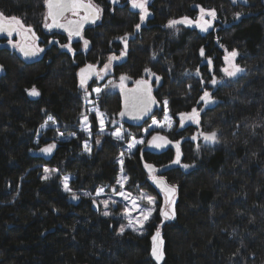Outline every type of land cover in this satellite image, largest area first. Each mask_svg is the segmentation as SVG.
<instances>
[{
    "label": "trees",
    "instance_id": "trees-1",
    "mask_svg": "<svg viewBox=\"0 0 264 264\" xmlns=\"http://www.w3.org/2000/svg\"><path fill=\"white\" fill-rule=\"evenodd\" d=\"M94 2L103 11L98 24L83 33L87 47L80 40L69 51L62 47L69 44L67 34L43 27V0H0V12L30 25L44 49L28 61L6 44L17 35L0 36V264H158L151 256L157 228L164 241L159 264H264V0H153V16L140 32L135 27L140 14L129 0ZM197 5L216 10L215 30L203 35L166 27L171 19L195 18ZM126 34L132 36L128 50L120 39ZM232 50L245 69L236 79L222 71ZM112 56L118 57L112 73L88 85L86 96L78 70L88 63L102 67ZM208 59L213 72L202 65ZM146 68L162 78L154 92L158 108L142 125L121 124L120 93L109 92L107 85L121 75L135 82ZM33 87L40 93L35 98L29 95ZM204 91L213 100L205 107ZM193 108L200 110V125L181 128L179 113ZM96 110L103 113V133ZM165 110L171 127L153 124V119L164 122ZM117 130L123 139L111 135ZM200 131H216L217 141L199 135L184 140ZM156 135L174 145L161 153L148 150ZM133 139L144 143L129 150ZM177 142L180 164L168 167ZM50 144L55 148L46 156L41 149ZM121 153L126 188L157 199L142 234L126 228L120 234L125 225L120 207L103 215L101 199L120 192ZM145 164L176 186L174 218L160 215L161 192ZM185 164L191 167L185 170ZM64 177L79 199L64 190Z\"/></svg>",
    "mask_w": 264,
    "mask_h": 264
},
{
    "label": "snow or ice",
    "instance_id": "snow-or-ice-1",
    "mask_svg": "<svg viewBox=\"0 0 264 264\" xmlns=\"http://www.w3.org/2000/svg\"><path fill=\"white\" fill-rule=\"evenodd\" d=\"M117 2V0H113V3ZM131 7L133 9H139L140 10V20L143 22L145 18L150 14L148 11V0H129ZM43 3L46 7V12L43 17V27L52 30V29H63L68 34L69 44L62 45V47L68 48L69 51H71L70 42L73 37H81L82 38V30L85 24L87 23H95L98 19H100V15L102 13V9L97 6L93 0H43ZM199 7V16L192 20L189 17L185 16L181 19H171L168 21L166 27L168 28H175L177 25H195L198 27L201 31L207 32L210 28L213 26V21H215L217 17V13L215 9H205L202 6L197 5ZM241 13H236L235 16L238 19L240 17ZM207 17V18H206ZM136 29L139 30L140 24H137ZM13 33H16L20 35L23 39V43H13L11 39L8 40V43L13 47L18 49L26 58L37 56L40 52H43L44 49L40 48L38 45H36L35 40L37 39L35 32L33 31L32 27L26 26L22 19L17 16H7L3 12H0V34H6L8 37H11ZM125 43V48L127 47V34L124 37L120 38ZM88 41L84 40V46L85 48L88 45ZM200 54L204 55L203 48L200 50ZM121 55H125V52H122ZM238 52L236 50H232L231 52H227V54L224 56V61L226 66L222 69V71L225 73L228 77H235L238 73H241L244 71L243 68H241L239 65L234 63L235 58L237 57ZM115 59H118V57L112 56L109 57L108 64L104 65L103 71H107L108 68L111 65V62ZM208 63L211 64V59L208 60ZM145 72L148 73L150 76L155 77L156 81L158 82L160 80L159 76H156L155 73L151 71V69H145ZM99 75L95 71L94 66L88 65L86 68H83L80 70V86L81 88H84L85 95H89L86 84L87 80L91 78V76ZM128 79L126 76L120 77V85L121 91H125L124 87V81ZM136 88L131 90L130 95L125 96V110L120 113L121 117L125 115L131 116L132 119H140L143 117V115L147 114L151 110V106L156 103L155 98L152 96V87L147 79H140L136 82ZM211 84L216 85L217 80L213 78L211 80ZM96 93L100 92V89H94ZM29 95L31 96H39V91L33 87L29 90ZM200 100L203 101L205 104H209L213 102L211 93L208 91H204L203 95L200 97ZM167 101H164L165 109H167ZM199 111L196 108H193L191 112H181L179 113L180 117V123L181 126H184L185 121H191L194 123L199 124ZM96 116L99 118V125H100V133L104 132V124L105 121L103 119V113H100L98 110H96ZM49 121H53V117L49 116ZM54 122V121H53ZM153 124L162 127L164 124H167L168 127H171L172 121L171 117L168 116L167 110H165V116H164V122L161 123L159 121H156L153 119ZM47 125V122H45L44 125H41V128H44ZM83 125L85 126V130L89 131V134L91 135L90 128L88 127V117H83ZM61 135H63L61 133ZM111 135L117 139L121 140L123 139L122 133L117 130ZM203 135V138L205 141L208 142H216L218 133L216 131H212L209 133H201ZM192 139H196L194 136ZM96 143H100V140L97 139ZM137 143H144L143 140H135L133 139L128 144V149L131 150L136 147ZM151 146L156 148H162L166 144L171 143V141H168L166 137L163 136H153L152 140L148 142ZM55 148V144H50L47 147L41 149L42 152H51L52 149ZM84 149L87 152H90V146L87 142H85ZM123 153H121V158H118V162L121 164V172H123ZM180 156L181 152L179 150V143L177 142V153H176V159L173 161L175 164H180ZM184 168H189L191 165L185 164L183 165ZM145 168L148 169L150 178L153 180L154 183H156L161 191L164 193L165 196V204L168 206V209L161 208L160 215L164 217V219H171L175 216V193H176V186L175 185H169L166 180L163 179V177H157L155 175L156 169L151 164H145ZM50 170L45 169V173H48ZM55 171V170H52ZM49 177L45 175L44 179H48ZM127 177H121V179L117 180V184L120 185L121 188H123L124 183L126 182ZM63 187L66 192L71 193L72 199H79L77 194L75 192H72L71 188L69 187V178L64 177L63 179ZM115 190V189H114ZM103 193V189H98L96 192V195L99 196ZM119 195L123 196L124 199H129L131 197V194L119 192ZM86 195H90L87 194ZM138 199L146 201L147 205L149 207L140 208L139 205L136 202V199H132V209L139 212V215L135 218L132 217L131 211L128 209L124 210V217L127 218L128 224L126 227L131 228L133 231H139L143 232V229L145 225L151 220L153 212L155 211V198L152 196L145 195L141 193V195L138 197ZM93 203H96L95 200H93ZM101 203L104 205L105 209L108 208L109 201L104 200L101 201ZM115 203V201H113ZM111 213L109 211H104V216H109ZM125 231V226L122 225L120 227V234H123ZM152 240V248H151V256L158 262L163 259L164 253H163V244L164 241L161 237V233L159 231V228H157L155 234L151 237Z\"/></svg>",
    "mask_w": 264,
    "mask_h": 264
},
{
    "label": "rangeland",
    "instance_id": "rangeland-1",
    "mask_svg": "<svg viewBox=\"0 0 264 264\" xmlns=\"http://www.w3.org/2000/svg\"><path fill=\"white\" fill-rule=\"evenodd\" d=\"M152 2H153V0H148L147 7H148V11H149L150 14L145 18V20H144L143 22H141V20H140V23H139V24H140V28H139V30L136 29V32H140L141 29H142V27L145 26V24H147L148 20L152 18L153 13H152V10L150 9V5H151ZM129 5H130V8H131L133 11H137V12L140 14V10H139V9H133V8L131 7L130 2H129ZM195 8L198 10V14H197V16H196L195 18L189 17V18L192 19V20H195V19L199 16V14H200V12H199V7L196 6ZM205 9H206V8H205ZM184 17H185V16H184ZM187 17H188V16H187ZM181 18H182V17L177 18V19H181ZM206 18H207V17H206ZM217 20H218V16L216 17L215 21H213V26H212V28H210L207 32H203V31H201V30H200L198 27H196L195 25L188 26V25H183V24H181V25H177L176 27L184 26V27H187V28L196 29V30H198L201 34L206 35V34H208L209 32L215 30ZM36 37H37V36H36ZM11 40L13 41V43H19V41H20V40H19V37H18V39L11 38ZM36 40H37L36 43H37V45L39 46V38H37ZM1 41H2V40H1V37H0V45H1V43H2ZM6 44H9V43H8V40H7ZM39 47H41V46H39ZM238 55H239V54H238ZM238 55H237V57H236L235 60H234V63H235V64H237L236 61H237ZM223 60H224V58H223ZM237 65H238V64H237ZM225 66H226V64H225V61H224V67H225ZM224 67H223V68H224ZM240 67H241V66H240ZM112 68H113V62H111V65H110V67L108 68L107 71H103L104 66H102L101 69H100V75H99L97 81H98V82H101V81H103L105 78H107V77L112 73ZM223 68H222V69H223ZM241 68H242V67H241ZM243 69H244V68H243ZM244 73H245V69H244L243 72L238 73L235 77H228V76H226L225 73L223 72L224 76L227 77L228 79H236L237 77L241 76V75L244 74ZM121 76H122V75H121ZM121 76H120V77H121ZM123 76L128 77L127 75H123ZM120 77L117 78V80H114V81L110 82V83L107 85V87H108V91H109V92H119V93H120V91H121V88L119 87V85H120V83H121V81H120ZM133 83H134V81H133L130 77H128V79H126V80L124 81V87H126V86H130V85L133 84ZM202 102H203V101H202ZM211 103H212V102H211ZM211 103H209V104H205V103H204L203 105H204V107H205V106L210 105ZM197 110H198V109H197ZM198 111H199V114H200V110H198ZM199 121H200V115H199ZM191 125L198 127V126L200 125V122H199V124H197V123H194V122H191V121H185L184 126H183V127L181 126V128H186V127L191 126ZM191 137H192V136H191ZM175 145H176V144H175ZM182 167H183V165H182ZM183 168H184V167H183ZM189 168H190V167H189ZM189 168H184V169H185V170H188ZM121 177H127L126 174H125L124 169H123V172H121V170H120L119 179H121ZM127 182H128V178H127L126 182L124 183L123 188H121L119 184H118V186L120 187V192H124V193H126V194H128V193L131 194V197H130L129 199H124L123 196H121V195H119V194H116V193H113V194H111V195H109V196H106V197H103V198L101 199V201H104V200H108V201H109L108 208L105 209V207H104V205H103L102 203H101V205L103 206L104 211H109V212L111 213L110 215L115 214V211H114L115 209H114V208H119V207H120V210H119V216L122 217V218L125 220V225H124L125 228H126V229H131V228L126 227L127 224H128V220H127V218H125L124 215H123L124 210H125V209H128L129 211H131L132 217L135 218L136 216L139 215V212H138V211H135V210L132 209V199H136V202H137V204L139 205L140 208H145V207H149V205H147L146 201H143V200L138 199V197L141 195V193H143V194H145V195H148V196H152V195L148 194V193L145 192V191H141V192H137V193L130 192V191L126 188ZM161 196H162V206H161V208H165V209L167 210V209H168V206L165 204V196H164V194H161ZM152 197H153V196H152ZM174 199H175V203H176V196L174 197ZM113 201H115V203H113ZM156 206H157V199L155 198V209H156ZM113 209H114V210H113ZM174 209H175V205H174ZM160 210H161V209H160ZM154 212H155V211H154ZM154 212H153V214H154ZM110 215H109V216H110ZM152 216H153V215H152ZM163 219H164V217H163ZM165 220H167V219H165ZM144 228H145V227H144ZM136 232L139 233V234H142V233L144 232V229H143V232H142V233L139 232V231H136Z\"/></svg>",
    "mask_w": 264,
    "mask_h": 264
},
{
    "label": "water",
    "instance_id": "water-1",
    "mask_svg": "<svg viewBox=\"0 0 264 264\" xmlns=\"http://www.w3.org/2000/svg\"><path fill=\"white\" fill-rule=\"evenodd\" d=\"M118 1H119V0H117V2H115V3H113V0H110V2H112L113 4H117ZM93 2H94V0H93ZM94 3H95V2H94ZM95 4H96V3H95ZM97 6H98V5H97ZM101 14H102V13H101ZM100 19H101V15H100ZM100 19H98L95 23H87V24H85L84 27H83V30H82V38H81V37H73L72 40H71V42H70V44L75 43V42L80 41V40H84V38H83V33H84V31H85L87 28H90V27L94 26L95 24H98V22L100 21ZM49 31L57 32V33H62V34H67V32L64 31L63 29H52V30H49ZM15 35H17V36L19 37V39H20L19 43H23V42H24L23 39H22V37H21L20 35H18V34H16V33H13L12 36H15ZM67 35H68V34H67ZM0 36H2V37H8L6 34H0ZM12 36H11V37H12ZM131 39H132V36H131V35H128V39H127V47H126V48H125V43H124V49H125V50H128V44H129V41H130ZM35 43H36V40H35ZM36 45H37V44H36ZM17 51H18V53H19L22 57H24V58L27 59L28 61H34V60H37V59L39 58V56L41 55V53H42V52H40L37 56L30 57V58H26V57H25V56H24V55H23L18 49H17ZM125 55H126V54H125ZM125 55H124V56H125ZM208 60H209V59H208ZM208 60L202 62V65L209 64V63H208ZM211 61H212V63L209 64V65H210V71L213 72V71H214V69H213V60L211 59ZM88 65H92V66H94L95 71H96L97 73H99V75H100V69H101L100 64L88 63V64L82 66V67L78 70V79H79V82H80V70L83 69V68H86ZM0 71H4V70H3L2 68H0ZM99 75H95V74H93V75L91 76V78L87 80L86 87H87L88 85H90L94 80H97L98 77H99ZM156 76H157V75H156ZM141 79H147V80H149V82H150V84H151V87H152V96L155 98L156 103L153 104V105L151 106V110H150L147 114L143 115V117L140 118V119H132L131 116H129V115H125V116H123V117H121V115H120V119H121L120 123H121V124H122V123H125V124H128V125H130V126H139V125H142L143 123H145V122H146V121H147V120L153 115V113H154V112L157 110V108H158V101H157V99H156V97H155L154 92H155V90H157L158 88H160L161 83H162V78L160 77V80L157 82L156 79H155V77H152V76H150L148 73L145 72L144 77L141 78ZM139 80H140V79H139ZM135 82H136V81H135ZM135 82H134L132 85H130V86H126L124 92L120 91L121 105H122V108H121L120 113H121L122 111L125 110V96H126V95H130V94H131V90L134 89V88H136V83H135ZM30 96H31V95H30ZM31 97H32V98H35V97H37V96H31ZM201 133H205V132H201V131H200V132H197L196 135H195V137L197 138L198 135H199L200 137H203V135H201ZM156 136H163V135H156ZM163 137H165V136H163ZM193 137H194V136H193ZM193 137L185 138L184 140H187V139H190V140H196V139H192ZM166 138H167V137H166ZM151 140H152V139H151ZM151 140H150V141H151ZM167 140L170 141L168 138H167ZM181 142H183V140H182ZM173 145H174V144L171 142V143L166 144V145H165L164 147H162V148H156V147L151 146V145L148 143V150H150V151H152V152H154V153H161V152L166 151L169 147H172ZM179 150H180V144H179ZM176 152H177V145H176ZM180 152H181V151H180ZM43 154L46 155V156H49V155L51 154V152H47V153L44 152ZM175 159H176V158H175ZM180 160H181V156H180ZM174 165H178V164L172 163V164L169 165L168 167H171V166H174ZM155 169H156V168H155ZM147 171H148V169H147ZM155 175H156L157 177H162V176L160 175V172L157 171V169H156ZM163 179L166 180L164 177H163ZM151 182H152V184L154 185V187H155L159 192H161L162 194H164V193L161 191L160 187H159L156 183H154L152 179H151ZM166 182L168 183L167 180H166ZM168 184H169V183H168ZM169 185H170V184H169ZM176 194H177V189H176V193H175V195H176ZM161 261H162V260H161Z\"/></svg>",
    "mask_w": 264,
    "mask_h": 264
},
{
    "label": "bare ground",
    "instance_id": "bare-ground-1",
    "mask_svg": "<svg viewBox=\"0 0 264 264\" xmlns=\"http://www.w3.org/2000/svg\"><path fill=\"white\" fill-rule=\"evenodd\" d=\"M61 34V33H60ZM20 55V54H19ZM125 58V57H124ZM79 80V79H78ZM80 83V82H79ZM181 144V143H180ZM173 148H175V147H173ZM182 154V153H181ZM182 156V155H181ZM178 166V165H177ZM168 169V168H167ZM161 173V172H160ZM165 178V177H164ZM167 180V179H166ZM162 194V193H161ZM176 196V195H175Z\"/></svg>",
    "mask_w": 264,
    "mask_h": 264
},
{
    "label": "flooded vegetation",
    "instance_id": "flooded-vegetation-1",
    "mask_svg": "<svg viewBox=\"0 0 264 264\" xmlns=\"http://www.w3.org/2000/svg\"><path fill=\"white\" fill-rule=\"evenodd\" d=\"M37 41V40H36ZM37 44V43H36Z\"/></svg>",
    "mask_w": 264,
    "mask_h": 264
}]
</instances>
